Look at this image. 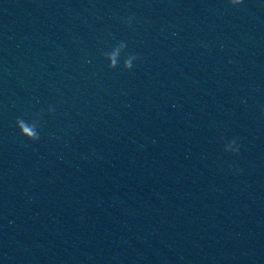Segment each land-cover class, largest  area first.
<instances>
[{
  "label": "clouds",
  "instance_id": "obj_1",
  "mask_svg": "<svg viewBox=\"0 0 264 264\" xmlns=\"http://www.w3.org/2000/svg\"><path fill=\"white\" fill-rule=\"evenodd\" d=\"M227 3L230 7L236 8L241 6L244 3V0H227ZM132 18L129 17L127 20L128 24H131ZM126 48V44L121 41L115 47L112 48L111 51L103 53L104 59L108 61L109 69H116L120 65L121 54L124 52ZM138 57L135 54L126 55L123 59L122 67L125 71H131L133 69V62L137 60ZM49 114L54 112V108L49 106L48 108ZM261 116L264 117V109H261ZM41 119L40 113H35L31 122L26 119L24 116L17 117L15 124L16 128L19 130V133L22 137L27 139L28 141L36 142L40 139L39 129V121ZM225 152H230L233 155H238L240 152V145L237 138H233L228 141L224 146ZM242 170L237 169L236 173Z\"/></svg>",
  "mask_w": 264,
  "mask_h": 264
}]
</instances>
